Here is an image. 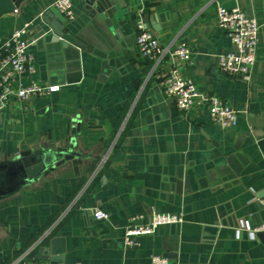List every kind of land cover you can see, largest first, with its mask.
Returning <instances> with one entry per match:
<instances>
[{"label": "crops", "instance_id": "obj_1", "mask_svg": "<svg viewBox=\"0 0 264 264\" xmlns=\"http://www.w3.org/2000/svg\"><path fill=\"white\" fill-rule=\"evenodd\" d=\"M56 1L24 0L0 17V48L28 24L34 79L58 88L8 101L0 160L64 149L75 163L64 161L0 201V264L23 255L84 264H149L154 255L171 264H264V232L250 236L264 223V0H120L125 10L112 3V19L94 2L71 0L67 21L90 51L56 40L45 25L44 18L56 20L46 17ZM218 7H237L257 23L248 82L217 69L218 57L233 50L216 27ZM139 11L161 47H189L190 65L140 58ZM172 66L200 94L232 108L235 125L222 129L205 110L182 113L164 99L157 76ZM99 210L106 219L94 217ZM153 213L180 214L182 222L123 246L128 218L142 215L148 224Z\"/></svg>", "mask_w": 264, "mask_h": 264}, {"label": "built area", "instance_id": "obj_2", "mask_svg": "<svg viewBox=\"0 0 264 264\" xmlns=\"http://www.w3.org/2000/svg\"><path fill=\"white\" fill-rule=\"evenodd\" d=\"M54 8L67 20L73 19L71 0H57ZM28 24L13 30L0 48V113L8 101L13 100L22 103L28 98L46 96L57 91V87H44L35 79L36 67L31 55L26 52L29 46L25 39ZM218 30L226 33L233 45V50L218 57V71L229 79H238L244 82L250 80L252 67L255 63L258 26L253 18L247 17L237 7L226 9L217 8ZM135 29L137 32L135 45L140 58L158 65L164 59H176L184 65L191 64V50L185 43H177L171 50L169 47H161L157 38L147 29L141 12L136 15ZM23 78H29V83L24 85ZM157 85L166 100H172L176 108L184 113L192 109L205 110L210 120L222 129L235 125L236 112L226 105L220 98L199 93L194 82L184 77L178 69L171 67L157 76ZM96 219H106L107 215L99 210L94 213ZM142 215H134L128 218L127 228L122 238L125 247H136L135 238L152 235L158 227L180 224V214H156L151 215L148 224H144ZM264 232V223L253 227L250 236ZM14 264H84L58 263L50 260H31L27 255L19 257ZM149 264H171L161 256L154 255Z\"/></svg>", "mask_w": 264, "mask_h": 264}, {"label": "water", "instance_id": "obj_3", "mask_svg": "<svg viewBox=\"0 0 264 264\" xmlns=\"http://www.w3.org/2000/svg\"><path fill=\"white\" fill-rule=\"evenodd\" d=\"M23 1L0 0V17L13 13ZM88 2L89 4L95 3V11L97 13H102L105 10L109 18H111V12L116 11V8L112 7V3H116L121 10H125L124 4L120 0H89ZM46 17H54L56 19L52 22H49L46 18L43 19L56 40L74 45L84 51H90V47L74 35L67 19L56 12L55 9L46 12ZM64 161L75 163L74 154L64 149H57L55 152L36 150L20 152L13 155L10 159L0 160V201L13 196L41 177L48 175L52 169L58 167ZM261 237L264 238V233L261 234ZM40 260L51 259L44 257Z\"/></svg>", "mask_w": 264, "mask_h": 264}]
</instances>
